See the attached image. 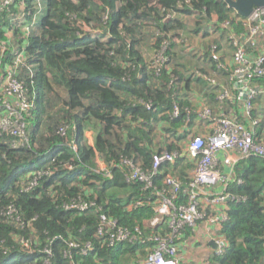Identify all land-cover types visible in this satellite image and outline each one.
Segmentation results:
<instances>
[{
	"label": "trees",
	"instance_id": "obj_1",
	"mask_svg": "<svg viewBox=\"0 0 264 264\" xmlns=\"http://www.w3.org/2000/svg\"><path fill=\"white\" fill-rule=\"evenodd\" d=\"M34 2L29 0L28 8ZM46 3L39 34L32 32L27 39L16 40L20 48L27 44V61L37 64L32 73L26 67L19 69L26 96L36 106L23 113L25 144L13 147L14 136H0V264H45L46 248L53 253L50 264H130L137 245H108L98 235L100 219L94 208L81 212L66 205L95 202L101 212L129 228H143L144 219L153 215L151 206L125 209V203L143 191L140 183L126 182L116 163L127 156L150 166L153 154L161 149L156 142L158 132L175 137L187 125L186 110L195 109L174 92L173 86L188 77L168 67L177 42L168 43L169 60L156 74L139 50L142 24L152 22L155 47L160 51L175 31L186 29L185 14L196 12L207 20L216 14L217 29L228 21L236 30L242 29L237 21L241 16L225 0ZM82 24L110 33V39L103 42L100 34H83ZM10 25L8 11L1 12L0 47ZM253 101L257 111L264 109L262 95ZM174 103L180 106L178 118L171 117ZM161 114L167 122L164 129L155 128ZM88 129L94 133V144L87 139ZM184 136L185 131L178 135L179 139ZM166 147L175 150L178 144L167 141ZM98 159L108 163L112 177L99 172ZM188 167H181L177 174L183 177ZM236 173L242 182L234 183L231 191L242 199L229 202L225 235L230 244L222 256L212 258V264H264V159L241 160ZM157 184L162 185L160 179ZM113 190H121L122 196ZM70 239L79 245L70 247ZM25 241L30 249L25 248ZM87 242L93 250L83 255Z\"/></svg>",
	"mask_w": 264,
	"mask_h": 264
},
{
	"label": "built area",
	"instance_id": "obj_2",
	"mask_svg": "<svg viewBox=\"0 0 264 264\" xmlns=\"http://www.w3.org/2000/svg\"><path fill=\"white\" fill-rule=\"evenodd\" d=\"M28 1L0 0V13L8 11L11 21L0 47V90L8 94L0 98V136L5 133L14 136L13 147L27 142L23 113H30L36 106L27 98L25 83L19 76L20 67L32 70L35 65L27 61V44L21 48L14 44L18 38L27 39L32 33L31 25L39 23L43 16L41 0H37L34 9L28 8ZM185 1L191 3V0ZM237 21L242 23L241 30L226 21L217 32L230 45L232 65L229 67L222 61L219 45L212 44L209 49L218 68L227 72L226 84L216 76L195 72L209 82L208 88L214 91L209 89L215 94L217 107L203 103L198 110L187 109V125L175 137L159 131L156 142L161 149L153 154L150 166L127 156L116 163L126 182L140 183L143 191L140 197L127 201L125 209L130 211L141 206L153 209V215L144 219L143 228L121 225L117 218L101 212L102 207L95 202L66 205V209L81 212L94 208L100 219L98 235L108 245L124 242L137 245L132 264H212V258L222 256L229 247L225 235L230 220L229 202L242 199L231 191L234 183L242 182L236 166L250 157L264 159V109L257 111L258 106L253 101L256 96L264 97V83L260 80H264V6L255 7L248 17L237 16ZM168 43L164 42L155 60L156 74L161 73L169 60ZM7 51L12 55L11 60ZM179 115L180 106L174 103L171 117ZM183 131L185 136L179 139ZM167 141H176L178 148L169 150ZM98 163L99 172L104 177H112L108 163L103 159H98ZM186 166L190 167L184 170L183 177L177 174ZM158 179L162 182L160 186ZM150 228L157 230L149 232ZM69 245L77 247L79 244L70 239ZM24 246L30 249L28 241ZM92 250L93 245L87 242L82 253L87 255ZM44 252V263L50 264L52 250L46 248Z\"/></svg>",
	"mask_w": 264,
	"mask_h": 264
},
{
	"label": "rangeland",
	"instance_id": "obj_3",
	"mask_svg": "<svg viewBox=\"0 0 264 264\" xmlns=\"http://www.w3.org/2000/svg\"><path fill=\"white\" fill-rule=\"evenodd\" d=\"M35 3H37V0H35ZM45 5H46V7H45ZM46 8H47L46 0H41L42 11ZM182 17H183V20L186 24V29L184 31L182 30V32L181 31H178V32L175 31L173 33V36H171V39L170 38L166 39L169 43L171 42V40H173V41L177 42L176 44H180L183 46H188V45L192 46L193 43L197 42L201 38L203 40V42L205 43V45L207 47H209V49L211 48L212 44H216L213 41L215 39V37H217V34L215 33L216 28H215V31L212 28L214 20L213 21L212 20L207 21L205 17H199L196 14V12L194 15L193 14L192 15L185 14ZM40 24H41V21L37 24L31 25L32 28L30 30V33L33 32L36 35L39 34ZM81 26H82L83 34L89 33L90 35H93L94 37H97L98 34H100L101 36H99V37L102 39L100 41H103V42L110 39L109 36L107 35L110 33L102 34L103 33L102 29L99 30V29L93 28L90 25H86V24H82ZM142 26H143V30H142L143 33L141 35H139V37L141 39V45L139 47V50L141 52H143L146 61L147 62L150 61V64H152V66L154 67L155 60L157 59V55L159 53L158 49H156V47H155V42H156L157 36L154 33V29H153L154 25L152 24L151 21L144 20ZM191 33H197V34L199 33V34L198 35L197 34L196 35H194V34L190 35ZM19 35L22 36V34H19ZM99 37H98V39H100ZM14 44L17 45L18 43L15 42ZM176 46H178V45H175V47ZM176 49H177L178 55L176 54L174 57H172V62H170V65L168 67L174 69V67L172 66V65H174V66H176L175 68L179 70L180 67L178 66L177 63H180V64L185 66L184 69H181L180 71H185L184 73L189 78L193 77V75L195 74V70H196V69H194L196 67V64H195L196 59L191 57V56H194L193 52H189V55L187 56V62H186V55L187 54L183 51L182 48H180V46L176 47ZM230 51H231V48L227 42L224 44V51L222 50V52L224 54V53L230 52ZM34 65L36 67L37 64L35 63ZM33 71H34V69L31 70V73ZM175 76L178 77L177 75H175ZM211 91L214 92L213 90H211ZM177 92H178V90H177ZM2 97L3 98L8 97V94H7V92L4 93L2 90H0V98H2ZM11 114H15V113H11ZM13 118H14V116H12V119ZM35 126H36V124H35ZM166 127H167L166 119L163 118V116L161 114L160 118L155 121V128L164 129ZM86 134H87L86 136H87L89 143L94 144V139H95L94 133L88 129ZM98 166H99V163H98ZM116 191H114V192H116L117 194H120V196H122L121 190H116Z\"/></svg>",
	"mask_w": 264,
	"mask_h": 264
},
{
	"label": "crops",
	"instance_id": "obj_4",
	"mask_svg": "<svg viewBox=\"0 0 264 264\" xmlns=\"http://www.w3.org/2000/svg\"><path fill=\"white\" fill-rule=\"evenodd\" d=\"M35 7H36V3L34 2V7L30 9H34ZM45 15H46V9L43 10V16H41L39 20H42ZM210 20L212 21L214 20L212 28L215 31V28L217 26V21H218L217 15L213 14ZM210 20H207V21H210ZM218 30L219 29L216 28V31H215L216 34ZM192 34L196 35L197 33H191L190 35ZM213 41L217 45H219L221 51L222 50L224 51V44L228 42L225 40L224 36H218V34H217V37H215ZM177 45L180 46V48H182L183 51L187 54L186 62H187V56L189 55V52H193L194 56H191V57L196 59V62H195L196 67L194 68L196 69L195 72L201 71L205 73L206 75L216 76L219 79H221L223 83L226 84V74H227L226 70L225 69L220 70L218 68V64L214 62L210 57L209 47L205 45V43L203 42L201 38L197 42L193 43L192 46H189V45L183 46L180 44H177ZM176 47H174V56L176 54L178 55ZM222 61L230 67L232 65V52L230 51L224 54L222 52ZM177 64L180 67L179 70L184 69L185 67L184 65L180 63H177ZM172 66L176 67L174 65ZM169 87H172V86H170L169 84ZM173 87H174V92L180 94L181 96H184L185 99H187L191 103V106L196 110L200 109L203 103H207L210 106L215 107V108L217 107L215 94L210 92L208 88L209 83L204 77H198L196 75L195 76L193 75V77L191 78L185 77L184 79L179 80V82L176 83ZM162 113H168V112L165 111ZM130 264H132V262Z\"/></svg>",
	"mask_w": 264,
	"mask_h": 264
},
{
	"label": "water",
	"instance_id": "obj_5",
	"mask_svg": "<svg viewBox=\"0 0 264 264\" xmlns=\"http://www.w3.org/2000/svg\"><path fill=\"white\" fill-rule=\"evenodd\" d=\"M226 2L243 17L250 16L255 7L264 6V0H226Z\"/></svg>",
	"mask_w": 264,
	"mask_h": 264
},
{
	"label": "clouds",
	"instance_id": "obj_6",
	"mask_svg": "<svg viewBox=\"0 0 264 264\" xmlns=\"http://www.w3.org/2000/svg\"><path fill=\"white\" fill-rule=\"evenodd\" d=\"M46 9H47V8H46ZM46 13H47V10H46ZM45 16H46V15H45ZM45 16H44V17H45ZM44 17H43V18H44ZM40 21H41V20H39V22H40Z\"/></svg>",
	"mask_w": 264,
	"mask_h": 264
},
{
	"label": "flooded vegetation",
	"instance_id": "obj_7",
	"mask_svg": "<svg viewBox=\"0 0 264 264\" xmlns=\"http://www.w3.org/2000/svg\"><path fill=\"white\" fill-rule=\"evenodd\" d=\"M226 1V0H225Z\"/></svg>",
	"mask_w": 264,
	"mask_h": 264
}]
</instances>
